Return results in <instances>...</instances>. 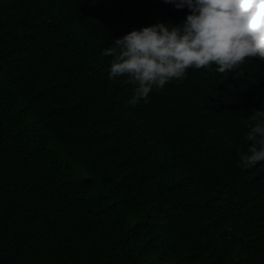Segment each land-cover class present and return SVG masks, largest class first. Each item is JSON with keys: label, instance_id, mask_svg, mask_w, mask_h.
I'll list each match as a JSON object with an SVG mask.
<instances>
[{"label": "trees", "instance_id": "obj_1", "mask_svg": "<svg viewBox=\"0 0 264 264\" xmlns=\"http://www.w3.org/2000/svg\"><path fill=\"white\" fill-rule=\"evenodd\" d=\"M187 14L0 0V264H264V162L239 158L264 61L193 67L135 105L108 76L114 39Z\"/></svg>", "mask_w": 264, "mask_h": 264}, {"label": "clouds", "instance_id": "obj_2", "mask_svg": "<svg viewBox=\"0 0 264 264\" xmlns=\"http://www.w3.org/2000/svg\"><path fill=\"white\" fill-rule=\"evenodd\" d=\"M163 2L187 7L189 14L180 24L158 22L130 30L102 50L111 57L109 79L124 78L133 86L131 104L147 101L150 93L173 81L182 82L193 67L241 76L238 70L250 60L264 61V0ZM244 123L251 143L239 158L248 169L264 162V110H252Z\"/></svg>", "mask_w": 264, "mask_h": 264}]
</instances>
